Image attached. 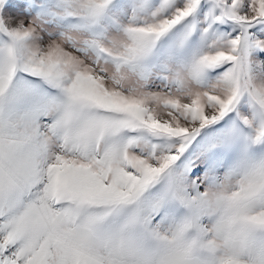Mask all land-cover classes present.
<instances>
[{
    "label": "snow or ice",
    "instance_id": "obj_1",
    "mask_svg": "<svg viewBox=\"0 0 264 264\" xmlns=\"http://www.w3.org/2000/svg\"><path fill=\"white\" fill-rule=\"evenodd\" d=\"M0 264H264V0H0Z\"/></svg>",
    "mask_w": 264,
    "mask_h": 264
}]
</instances>
